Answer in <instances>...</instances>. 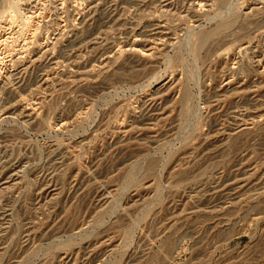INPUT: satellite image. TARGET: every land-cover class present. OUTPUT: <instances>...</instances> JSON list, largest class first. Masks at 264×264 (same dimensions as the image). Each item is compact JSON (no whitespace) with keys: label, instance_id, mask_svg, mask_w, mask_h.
I'll list each match as a JSON object with an SVG mask.
<instances>
[{"label":"rangeland","instance_id":"obj_1","mask_svg":"<svg viewBox=\"0 0 264 264\" xmlns=\"http://www.w3.org/2000/svg\"><path fill=\"white\" fill-rule=\"evenodd\" d=\"M0 264H264V0H0Z\"/></svg>","mask_w":264,"mask_h":264},{"label":"bare ground","instance_id":"obj_2","mask_svg":"<svg viewBox=\"0 0 264 264\" xmlns=\"http://www.w3.org/2000/svg\"><path fill=\"white\" fill-rule=\"evenodd\" d=\"M15 19V18H14Z\"/></svg>","mask_w":264,"mask_h":264}]
</instances>
